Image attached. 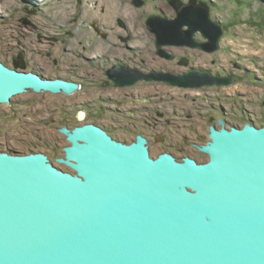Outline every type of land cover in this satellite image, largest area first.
Instances as JSON below:
<instances>
[{"label": "water", "instance_id": "water-1", "mask_svg": "<svg viewBox=\"0 0 264 264\" xmlns=\"http://www.w3.org/2000/svg\"><path fill=\"white\" fill-rule=\"evenodd\" d=\"M198 1H172L175 19L149 17L158 48L219 50L222 26ZM109 78L117 87L154 79L120 67ZM154 80L223 84L194 70ZM78 88L0 60V104L31 90ZM222 125H211L200 146L207 162L169 152L155 158L145 136L122 142L96 123L60 129L70 144L58 161L73 172L43 152L0 151V264H264V123Z\"/></svg>", "mask_w": 264, "mask_h": 264}, {"label": "rangeland", "instance_id": "rangeland-1", "mask_svg": "<svg viewBox=\"0 0 264 264\" xmlns=\"http://www.w3.org/2000/svg\"><path fill=\"white\" fill-rule=\"evenodd\" d=\"M172 1L140 0L138 7L135 0H0V60H24L19 71L79 87L73 94L29 91L0 104L3 148L44 152L55 166L73 172L58 161L70 144L60 129L96 123L122 142L145 136L155 158L169 152L207 162L200 146L209 141L211 125H263L264 0L195 4H207L211 20L222 26L214 53L158 48L148 19L177 18ZM195 39L207 41L200 33ZM118 67L154 79L194 70L223 84L181 87L152 79L117 87L109 73Z\"/></svg>", "mask_w": 264, "mask_h": 264}, {"label": "flooded vegetation", "instance_id": "flooded-vegetation-1", "mask_svg": "<svg viewBox=\"0 0 264 264\" xmlns=\"http://www.w3.org/2000/svg\"><path fill=\"white\" fill-rule=\"evenodd\" d=\"M2 61V60H1ZM3 62V64L5 65V66H7V67H9V68H11V69H15V70H17V71H19V68H25L24 67V60H15L14 59V62L13 63H11V62H4V61H2ZM28 67V66H27ZM24 72V71H23ZM32 72V71H31ZM33 72H35L34 70H33ZM36 73V72H35ZM32 91V90H31ZM32 92H34V91H32ZM13 101V100H12ZM86 115V114H85ZM46 124L47 123H51V122H49V121H47V122H45ZM101 126V125H100ZM103 127V126H102ZM104 128V127H103ZM105 129V128H104ZM108 133H109V131H108ZM110 134V133H109ZM111 135V134H110ZM114 138V137H113ZM117 140V139H116ZM0 151H6V152H9V153H12V154H20L19 152H16L13 148H10V149H4L3 148V143L2 142H0ZM39 152H41V151H39ZM44 153V152H43ZM46 154V153H45ZM48 155V154H47ZM49 156V155H48ZM50 158V157H49Z\"/></svg>", "mask_w": 264, "mask_h": 264}, {"label": "bare ground", "instance_id": "bare-ground-1", "mask_svg": "<svg viewBox=\"0 0 264 264\" xmlns=\"http://www.w3.org/2000/svg\"><path fill=\"white\" fill-rule=\"evenodd\" d=\"M189 2H190V0H189ZM190 3H191V2H190ZM196 4H198V2H197ZM196 8H201V7H198V6H197ZM175 10H176V9H175ZM206 40H207V39H206Z\"/></svg>", "mask_w": 264, "mask_h": 264}]
</instances>
